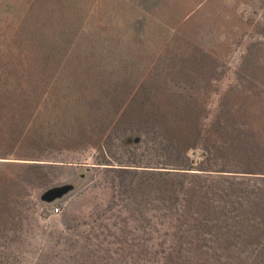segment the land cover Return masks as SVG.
Returning a JSON list of instances; mask_svg holds the SVG:
<instances>
[{
  "label": "rangeland",
  "instance_id": "374dc122",
  "mask_svg": "<svg viewBox=\"0 0 264 264\" xmlns=\"http://www.w3.org/2000/svg\"><path fill=\"white\" fill-rule=\"evenodd\" d=\"M251 158L264 0H0V264H264Z\"/></svg>",
  "mask_w": 264,
  "mask_h": 264
},
{
  "label": "trees",
  "instance_id": "16d2710c",
  "mask_svg": "<svg viewBox=\"0 0 264 264\" xmlns=\"http://www.w3.org/2000/svg\"><path fill=\"white\" fill-rule=\"evenodd\" d=\"M190 170V169H186ZM220 173H234L236 176H232L234 178H237L239 180H247L249 179L250 182H255L257 184H263L264 185V159L262 158H251L250 162H248V168L243 171H228V170H220L218 171ZM168 174H173L172 172H166ZM178 174V173H176ZM242 174V175H240ZM162 261L159 262V264H183L185 261L182 257H184L183 254L180 255V252H177V256L174 259H172V251L171 248L169 251H164Z\"/></svg>",
  "mask_w": 264,
  "mask_h": 264
},
{
  "label": "water",
  "instance_id": "95a60500",
  "mask_svg": "<svg viewBox=\"0 0 264 264\" xmlns=\"http://www.w3.org/2000/svg\"><path fill=\"white\" fill-rule=\"evenodd\" d=\"M69 191H70V187L56 188V189H53V190H50V191L46 192L42 196V200L46 201V202H52V201H54V200H56L58 198L63 197Z\"/></svg>",
  "mask_w": 264,
  "mask_h": 264
},
{
  "label": "built area",
  "instance_id": "2783aa9c",
  "mask_svg": "<svg viewBox=\"0 0 264 264\" xmlns=\"http://www.w3.org/2000/svg\"><path fill=\"white\" fill-rule=\"evenodd\" d=\"M60 213H61V209L59 207L54 209V211H53L54 215H59Z\"/></svg>",
  "mask_w": 264,
  "mask_h": 264
}]
</instances>
